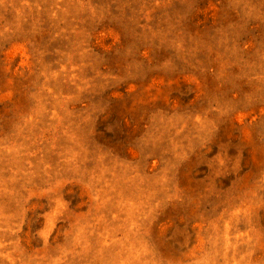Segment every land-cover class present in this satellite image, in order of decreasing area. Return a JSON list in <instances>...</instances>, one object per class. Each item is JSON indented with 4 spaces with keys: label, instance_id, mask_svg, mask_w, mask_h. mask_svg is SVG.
<instances>
[{
    "label": "rangeland",
    "instance_id": "1",
    "mask_svg": "<svg viewBox=\"0 0 264 264\" xmlns=\"http://www.w3.org/2000/svg\"><path fill=\"white\" fill-rule=\"evenodd\" d=\"M0 264H264V0H0Z\"/></svg>",
    "mask_w": 264,
    "mask_h": 264
}]
</instances>
